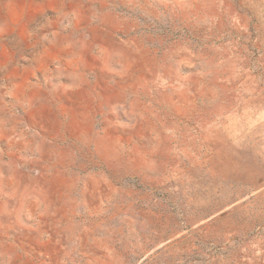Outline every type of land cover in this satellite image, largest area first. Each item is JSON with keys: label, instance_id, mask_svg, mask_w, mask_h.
Masks as SVG:
<instances>
[{"label": "rangeland", "instance_id": "rangeland-1", "mask_svg": "<svg viewBox=\"0 0 264 264\" xmlns=\"http://www.w3.org/2000/svg\"><path fill=\"white\" fill-rule=\"evenodd\" d=\"M0 264H264V0H0Z\"/></svg>", "mask_w": 264, "mask_h": 264}]
</instances>
